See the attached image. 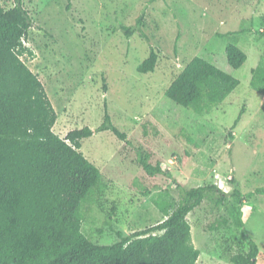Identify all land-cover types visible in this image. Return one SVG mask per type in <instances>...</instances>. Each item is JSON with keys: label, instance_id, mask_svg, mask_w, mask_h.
I'll return each instance as SVG.
<instances>
[{"label": "rangeland", "instance_id": "obj_1", "mask_svg": "<svg viewBox=\"0 0 264 264\" xmlns=\"http://www.w3.org/2000/svg\"><path fill=\"white\" fill-rule=\"evenodd\" d=\"M0 1L6 9L15 6V0ZM22 1L33 20L24 45L34 53L23 60L57 111L54 132L64 139L75 129H97L107 105L127 136L122 141L106 131L83 142L81 151L102 172L81 205L88 239L111 245L118 241L116 231L129 236L159 225L166 219L162 208L181 199L177 184L186 190L217 185L225 201L208 193L188 215L202 251L199 264H230V254L249 250V238L260 248L258 264H264V195L248 196L264 189V0ZM142 13L150 43L121 30L134 27ZM231 42L248 55L238 70L227 63ZM151 46L157 67L141 74L137 68ZM199 55L241 82L224 102L202 113L166 97ZM139 151L172 178L147 175ZM236 187L241 204L232 196ZM239 211L243 221L246 216L244 227Z\"/></svg>", "mask_w": 264, "mask_h": 264}, {"label": "trees", "instance_id": "obj_2", "mask_svg": "<svg viewBox=\"0 0 264 264\" xmlns=\"http://www.w3.org/2000/svg\"><path fill=\"white\" fill-rule=\"evenodd\" d=\"M144 19L142 13L134 27L122 26L121 30L128 37L139 33L150 43L143 30ZM32 26L22 0H15L10 9L0 1V264H199L201 250L193 242L188 215L203 204L208 193H218L219 203L225 201V193L217 185L186 190L177 184L181 199L161 207L165 221L129 236L116 231L118 241L111 245L94 243L83 233L81 205L102 175L81 151L83 142L106 131L122 141L127 136L113 123L107 105L97 129H75L64 139L54 132L57 111L44 84L23 60L34 57L24 45ZM225 54L233 70L248 60L233 42L226 46ZM158 59L151 46L138 72H154ZM240 84L239 79L199 55L173 81L166 97L178 107L209 112ZM244 110L233 128L242 120ZM261 111L264 114V103ZM138 160L147 175L172 178L160 162L152 164L148 154L139 151ZM255 195H264V189L248 194L250 198ZM232 196L242 203L238 187ZM238 223L245 226L241 211ZM260 253L257 243L249 238V250L238 249L228 256V263L258 264Z\"/></svg>", "mask_w": 264, "mask_h": 264}, {"label": "crops", "instance_id": "obj_3", "mask_svg": "<svg viewBox=\"0 0 264 264\" xmlns=\"http://www.w3.org/2000/svg\"><path fill=\"white\" fill-rule=\"evenodd\" d=\"M244 221H245V224H246V216H244ZM192 239H193V242H194V244H195V238H194V232H193V229H192ZM196 248H198V247L196 246ZM201 255H202V251H201ZM200 257H202V256H200Z\"/></svg>", "mask_w": 264, "mask_h": 264}]
</instances>
